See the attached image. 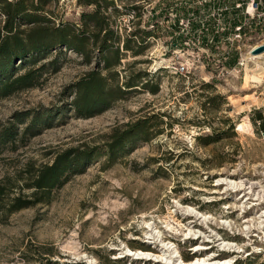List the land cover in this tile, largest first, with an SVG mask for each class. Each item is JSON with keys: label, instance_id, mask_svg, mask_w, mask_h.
I'll use <instances>...</instances> for the list:
<instances>
[{"label": "rangeland", "instance_id": "374dc122", "mask_svg": "<svg viewBox=\"0 0 264 264\" xmlns=\"http://www.w3.org/2000/svg\"><path fill=\"white\" fill-rule=\"evenodd\" d=\"M114 1L103 7L122 48L113 83L139 84L123 99L79 116L70 104L71 86L93 69L106 71L97 47L88 63L61 44L33 64L56 60L41 70L37 86L0 95V134L11 133L0 143V264H264V55L252 59L247 50L263 38L264 24L230 45L225 37L232 31L215 33L213 17L206 21L216 5ZM25 2L41 18H19L16 26L26 33L37 27L52 32L67 22L82 29L83 12L96 9L80 0ZM191 13L196 20L185 35L176 19ZM228 15L232 24L244 16L240 9ZM6 20L0 13V29ZM237 45L233 63L217 61L223 49ZM241 54L244 69L236 63ZM178 62L188 63V73H175ZM30 65L19 56L12 68L20 74ZM148 117L151 130L162 132L128 141L110 158L113 136ZM76 147H98L97 154L83 172L36 200L41 196L30 186L36 169ZM17 196L36 202L14 210Z\"/></svg>", "mask_w": 264, "mask_h": 264}, {"label": "trees", "instance_id": "16d2710c", "mask_svg": "<svg viewBox=\"0 0 264 264\" xmlns=\"http://www.w3.org/2000/svg\"><path fill=\"white\" fill-rule=\"evenodd\" d=\"M86 5H95L96 9L91 12H83L82 29L72 23H60L54 27L52 32L48 27H37L28 33L16 26L19 18H24L31 23H39L41 18L33 11L37 10L35 5H26L25 0L16 2L0 0V13L7 16L5 25L0 29V95L6 96L13 92L32 88L39 84L41 70L56 63H44L41 67L35 68L33 64L41 59L48 58L49 51L56 44H61L86 57V62H91L90 52L97 47L100 58L104 64L102 70L93 69L86 73L81 79L74 83L72 95L74 98L70 102L72 108L79 116L90 117L104 110L109 109L114 102L123 99L132 87H137L133 79L127 80L123 85L114 84L113 81L118 75L113 71L121 64L122 48L120 45V35L110 27L108 16L105 11L114 4V0H80ZM103 7L105 11H103ZM4 31V34L2 32ZM104 34L102 35V33ZM25 33V34H24ZM102 35V36H101ZM49 39L48 41H45ZM51 40V42H50ZM124 49L130 47L126 43ZM26 60L32 65L23 73H15L12 68L15 57ZM32 66V67H31ZM147 85V84H145ZM155 91V89H152ZM29 112L17 114L28 115ZM149 117L139 119L121 135L113 136L114 140L107 144L110 158H114L116 149L122 147L126 142H135L137 139L149 140L151 137L162 132L158 129L154 133L152 126L148 125ZM37 119L32 120V124L25 128L29 132ZM46 122V123H45ZM39 121L40 126H46L47 121ZM37 123V122H36ZM41 130V129H40ZM37 134V133H35ZM34 134V135H35ZM11 135L10 131L0 134V143L6 142ZM98 147L71 148L57 155L52 164H47L36 169L33 174L31 187H35L34 196H41L38 201L46 198L54 188L66 183L70 176L83 172L89 161L97 154ZM5 187L0 184V195L5 193ZM36 201L27 200L23 202L21 196L14 197L13 209L18 210L27 207ZM191 260V259H186Z\"/></svg>", "mask_w": 264, "mask_h": 264}, {"label": "built area", "instance_id": "2783aa9c", "mask_svg": "<svg viewBox=\"0 0 264 264\" xmlns=\"http://www.w3.org/2000/svg\"><path fill=\"white\" fill-rule=\"evenodd\" d=\"M231 1V4L230 2ZM202 2L210 3L211 5L215 6L212 8V10L207 13L206 21L210 20L212 17L214 23L213 27H215V33L221 31H225L227 29L231 30L232 32H228L225 37L232 45V42H240L244 39H248V33L252 31V27L258 25V24H264V0H202ZM217 5L216 3H219ZM240 9L241 13L244 15L243 19L239 23H229L227 21L228 19V13L232 10ZM175 15V14H174ZM192 13L189 15V17H181L176 19L177 27H179L180 32L184 33L185 35L188 34L192 30L193 22L196 20V18L192 17ZM212 16V17H210ZM176 17V15H175ZM209 18V19H207ZM202 21L201 23V29H206L208 26V22ZM206 26V27H205ZM260 35H262V39L255 43V44H249L248 49L251 53V50L254 47H257L258 45L264 44V31L260 32ZM213 39H210L209 42H211ZM196 43H199V40L197 39ZM239 49V45L236 47H226L223 49V52L218 55L217 61H221L223 64L226 63L228 58L230 57V53L232 50ZM205 53V51H203ZM256 55V54H254ZM244 61L245 58L242 56V54L239 56L238 61L236 62L237 65L244 69ZM176 74H184L188 73L189 66L186 62H178V64L174 67ZM233 71H239L235 68H232ZM229 69L225 66L222 67V73H228Z\"/></svg>", "mask_w": 264, "mask_h": 264}, {"label": "bare ground", "instance_id": "6f19581e", "mask_svg": "<svg viewBox=\"0 0 264 264\" xmlns=\"http://www.w3.org/2000/svg\"><path fill=\"white\" fill-rule=\"evenodd\" d=\"M263 53H260L261 55L260 54H256L258 56H253L254 54H252V53H250V54H251V58L252 59H257V58L259 59V58H262L263 57V55H264ZM127 255L132 256V257H134L136 259H150L149 258L150 257V254L147 253V252H143V251H133V250H129L128 253H127ZM205 263H207V262H205ZM181 264H184V263H181ZM194 264H201V263L197 261Z\"/></svg>", "mask_w": 264, "mask_h": 264}, {"label": "water", "instance_id": "95a60500", "mask_svg": "<svg viewBox=\"0 0 264 264\" xmlns=\"http://www.w3.org/2000/svg\"><path fill=\"white\" fill-rule=\"evenodd\" d=\"M262 52H264V44L258 45L257 47H254L251 50L252 54H259V53H262Z\"/></svg>", "mask_w": 264, "mask_h": 264}, {"label": "crops", "instance_id": "0c3cea01", "mask_svg": "<svg viewBox=\"0 0 264 264\" xmlns=\"http://www.w3.org/2000/svg\"><path fill=\"white\" fill-rule=\"evenodd\" d=\"M230 2V4H231V1H229ZM217 5H219L220 4V2L219 3H216ZM232 11H234V10H232ZM229 16V15H228ZM232 53H230V57L228 58V60L226 61V63H230V62H234V59L233 60H231L232 59Z\"/></svg>", "mask_w": 264, "mask_h": 264}]
</instances>
